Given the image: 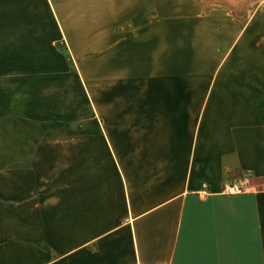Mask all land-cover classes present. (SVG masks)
Listing matches in <instances>:
<instances>
[{
    "label": "crops",
    "instance_id": "crops-1",
    "mask_svg": "<svg viewBox=\"0 0 264 264\" xmlns=\"http://www.w3.org/2000/svg\"><path fill=\"white\" fill-rule=\"evenodd\" d=\"M39 1L46 23L0 0L26 12L0 58L56 28L92 60L91 113L2 111L34 129L0 135V264H264V4Z\"/></svg>",
    "mask_w": 264,
    "mask_h": 264
},
{
    "label": "rangeland",
    "instance_id": "rangeland-1",
    "mask_svg": "<svg viewBox=\"0 0 264 264\" xmlns=\"http://www.w3.org/2000/svg\"><path fill=\"white\" fill-rule=\"evenodd\" d=\"M242 2L247 9L255 3L264 4V0ZM25 13L22 6L8 2L1 5L0 17L4 21L22 19ZM35 18L37 22L43 23L48 18L39 0L36 3ZM37 30H43V36H37L35 44L21 42L19 53L14 52L13 57L0 58V71L9 68V73L0 74V135L4 131L33 130V125L27 122L30 118L4 117L2 111L13 104L16 110L33 112L35 100L39 97L56 105L55 109L61 117L69 121L76 120L77 114L86 117L91 113L92 60L72 58L65 40L56 28L43 26L36 27ZM27 47L33 50L28 52ZM80 123H69L64 129H77ZM52 129L59 128L53 124ZM3 141L6 140L0 138V145Z\"/></svg>",
    "mask_w": 264,
    "mask_h": 264
},
{
    "label": "built area",
    "instance_id": "built-area-1",
    "mask_svg": "<svg viewBox=\"0 0 264 264\" xmlns=\"http://www.w3.org/2000/svg\"><path fill=\"white\" fill-rule=\"evenodd\" d=\"M250 176H244L242 179H238L227 183L223 188V193L227 195H242L251 191Z\"/></svg>",
    "mask_w": 264,
    "mask_h": 264
}]
</instances>
